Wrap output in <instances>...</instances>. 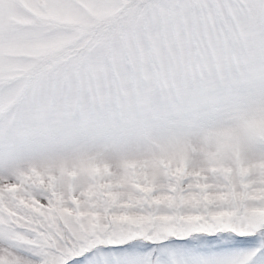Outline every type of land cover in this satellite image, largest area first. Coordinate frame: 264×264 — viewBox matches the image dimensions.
I'll return each instance as SVG.
<instances>
[{"label": "snow or ice", "instance_id": "6c2138e0", "mask_svg": "<svg viewBox=\"0 0 264 264\" xmlns=\"http://www.w3.org/2000/svg\"><path fill=\"white\" fill-rule=\"evenodd\" d=\"M0 264H264V0H0Z\"/></svg>", "mask_w": 264, "mask_h": 264}]
</instances>
